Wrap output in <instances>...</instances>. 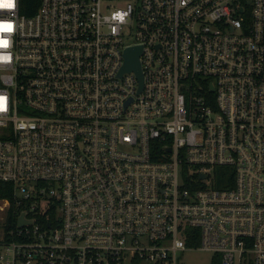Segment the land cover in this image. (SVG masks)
I'll return each mask as SVG.
<instances>
[{
  "label": "built area",
  "instance_id": "obj_1",
  "mask_svg": "<svg viewBox=\"0 0 264 264\" xmlns=\"http://www.w3.org/2000/svg\"><path fill=\"white\" fill-rule=\"evenodd\" d=\"M20 5L0 0V264H264V0Z\"/></svg>",
  "mask_w": 264,
  "mask_h": 264
},
{
  "label": "rangeland",
  "instance_id": "obj_2",
  "mask_svg": "<svg viewBox=\"0 0 264 264\" xmlns=\"http://www.w3.org/2000/svg\"><path fill=\"white\" fill-rule=\"evenodd\" d=\"M217 257L210 251L192 249L178 255V264H216Z\"/></svg>",
  "mask_w": 264,
  "mask_h": 264
},
{
  "label": "water",
  "instance_id": "obj_3",
  "mask_svg": "<svg viewBox=\"0 0 264 264\" xmlns=\"http://www.w3.org/2000/svg\"><path fill=\"white\" fill-rule=\"evenodd\" d=\"M140 54H141V46H134V47L128 48L125 52L126 60L122 68V71L124 70L135 71L142 83L143 75H142V70H141V63L139 60ZM141 87H142V84H141ZM23 222H24V219L23 217H21L19 223L22 224Z\"/></svg>",
  "mask_w": 264,
  "mask_h": 264
},
{
  "label": "trees",
  "instance_id": "obj_4",
  "mask_svg": "<svg viewBox=\"0 0 264 264\" xmlns=\"http://www.w3.org/2000/svg\"><path fill=\"white\" fill-rule=\"evenodd\" d=\"M41 0H21L20 11L26 15L35 13ZM0 197H11L10 184L0 182Z\"/></svg>",
  "mask_w": 264,
  "mask_h": 264
},
{
  "label": "snow or ice",
  "instance_id": "obj_5",
  "mask_svg": "<svg viewBox=\"0 0 264 264\" xmlns=\"http://www.w3.org/2000/svg\"><path fill=\"white\" fill-rule=\"evenodd\" d=\"M7 7H11L12 5L11 4H8V5H6Z\"/></svg>",
  "mask_w": 264,
  "mask_h": 264
}]
</instances>
